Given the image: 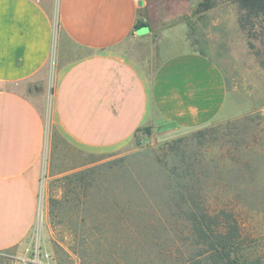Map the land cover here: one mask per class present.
<instances>
[{
	"label": "crops",
	"instance_id": "1",
	"mask_svg": "<svg viewBox=\"0 0 264 264\" xmlns=\"http://www.w3.org/2000/svg\"><path fill=\"white\" fill-rule=\"evenodd\" d=\"M139 1L0 0V252L20 250L38 220L45 156L49 168L79 154L62 177L128 152L146 126L233 117L219 64L182 28L153 39Z\"/></svg>",
	"mask_w": 264,
	"mask_h": 264
},
{
	"label": "rangeland",
	"instance_id": "2",
	"mask_svg": "<svg viewBox=\"0 0 264 264\" xmlns=\"http://www.w3.org/2000/svg\"><path fill=\"white\" fill-rule=\"evenodd\" d=\"M207 1L145 0L146 21L155 25L153 39L166 27L182 28L193 48L219 64L231 94L230 105L236 109L233 117L184 132H161L156 125L142 128L128 152L96 156L98 164L93 168L102 171L101 186L87 196L81 191L76 201L61 184L62 178L75 173L58 175L79 154L55 153L49 168L45 156L38 220L20 250L0 252V264H123L133 258L140 264H175L177 254L164 256L160 250L175 246L176 233L165 234L158 227L130 237L124 207L132 181L138 183L142 196L158 203L165 199L166 171L160 157L182 138L186 140L180 144V158L168 154L170 166L191 160L210 180L206 184L212 201L237 198L243 229L252 236L254 257L264 260V24L255 19L243 29L237 4L210 0L204 6ZM151 43L144 48L149 51ZM201 131L204 134L192 137ZM235 149L241 171L233 177L230 157ZM248 161L250 172L244 169ZM218 179L221 189L214 188ZM144 205L152 211L150 204ZM132 247L138 250L135 256L129 255ZM38 248L42 257L34 261Z\"/></svg>",
	"mask_w": 264,
	"mask_h": 264
},
{
	"label": "trees",
	"instance_id": "3",
	"mask_svg": "<svg viewBox=\"0 0 264 264\" xmlns=\"http://www.w3.org/2000/svg\"><path fill=\"white\" fill-rule=\"evenodd\" d=\"M209 1L203 5L207 6ZM226 1L238 5L239 22L243 29H246L255 19L261 20L264 24V0ZM140 27V24L136 25L137 29ZM202 134L204 131L192 137L196 139ZM185 140L182 138L170 145L165 154L160 157V162L166 171L163 182L165 199H161L159 203L156 200L153 202L150 198L141 195L138 183L131 182L129 197L124 207L130 223L129 236L135 237L136 234L145 230L153 232L158 227L165 234L174 231L177 238L175 246L160 251L164 256H168L166 252L177 254L175 264H264L263 259L257 260L254 257L252 236L247 235L243 229L237 209L238 199L222 200L216 197L212 201L208 196L210 188L206 184L210 180L206 181L202 169H198L191 160L188 163L185 159L180 165L170 166V162L167 161L168 154H171L170 157L176 154L175 157L180 158V144ZM236 150L230 157L232 163L230 174L233 177L241 171ZM244 169L250 172L249 161L244 163ZM101 181L102 171L98 167L66 176L61 179V184L68 194L74 195L72 201H76L81 191L87 196L90 190L101 186ZM218 181L219 179L214 183V188L221 189L222 186ZM233 183L232 190L236 191L234 180ZM146 203L150 204L152 211L147 210L149 207H144ZM160 207L163 208L159 209ZM74 253L77 254L78 251ZM137 253L138 250L132 247L129 255L135 256ZM134 260L136 259H130L123 264H140Z\"/></svg>",
	"mask_w": 264,
	"mask_h": 264
},
{
	"label": "water",
	"instance_id": "4",
	"mask_svg": "<svg viewBox=\"0 0 264 264\" xmlns=\"http://www.w3.org/2000/svg\"><path fill=\"white\" fill-rule=\"evenodd\" d=\"M139 6L140 7L144 6V1L143 0L139 1ZM175 128H176V124L175 123H170V124H166V125L162 126L159 130L161 132H164V131L173 130Z\"/></svg>",
	"mask_w": 264,
	"mask_h": 264
},
{
	"label": "built area",
	"instance_id": "5",
	"mask_svg": "<svg viewBox=\"0 0 264 264\" xmlns=\"http://www.w3.org/2000/svg\"><path fill=\"white\" fill-rule=\"evenodd\" d=\"M38 245H40V243L37 241ZM37 245V246H38ZM40 257H42V252H41V248H38L35 252H34V258L36 260H38Z\"/></svg>",
	"mask_w": 264,
	"mask_h": 264
}]
</instances>
